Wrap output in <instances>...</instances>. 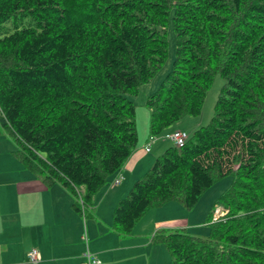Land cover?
Segmentation results:
<instances>
[{"label": "trees", "instance_id": "trees-1", "mask_svg": "<svg viewBox=\"0 0 264 264\" xmlns=\"http://www.w3.org/2000/svg\"><path fill=\"white\" fill-rule=\"evenodd\" d=\"M172 15L175 61L146 102L150 137L200 116L216 75L225 84L210 124L168 148L118 202L113 231L132 235L170 202L192 211L233 175L207 237L163 231L154 242L173 264H264V0H0V26L31 22L0 37V134L87 215L139 145L130 96L166 64ZM217 207L226 214L215 221Z\"/></svg>", "mask_w": 264, "mask_h": 264}, {"label": "crops", "instance_id": "crops-1", "mask_svg": "<svg viewBox=\"0 0 264 264\" xmlns=\"http://www.w3.org/2000/svg\"><path fill=\"white\" fill-rule=\"evenodd\" d=\"M139 142L124 167L109 180L120 186L102 190L94 208L86 215L73 207L76 197L65 187H48L28 171L14 156L17 146L11 136L0 134V264H32L28 254L37 249L42 260L37 264H84L87 254H95L101 264H173L163 244L154 242L161 232L186 230L204 225L192 224L197 210L188 211L178 202L150 210L132 235L113 231L114 210L126 198L135 182L151 169L154 158L166 149L164 143L147 152L150 135ZM16 148L14 149V145ZM158 144V143H157ZM166 151V150H165ZM82 196L84 190H78ZM195 236V235H194ZM197 236V235H196ZM200 237V236H198Z\"/></svg>", "mask_w": 264, "mask_h": 264}, {"label": "rangeland", "instance_id": "rangeland-1", "mask_svg": "<svg viewBox=\"0 0 264 264\" xmlns=\"http://www.w3.org/2000/svg\"><path fill=\"white\" fill-rule=\"evenodd\" d=\"M16 26L20 29L25 27H30L31 22L30 19L24 18L17 22L10 21L9 23L0 26V37H4L6 34H12L16 30ZM168 60L163 68L159 71V73L155 76V78L149 82L148 84L142 86L140 89V93L138 96H130V99L134 102L137 110V127H138V137L139 140L142 141L144 137L147 138L148 136V125L150 120V112L146 106L147 99L150 95L155 93L169 72L173 68V64L175 61V33H174V26H173V15L170 19V24L168 26ZM225 84V80L220 76L216 75L214 78V83L210 90L207 93L205 105L202 111V114L198 117H185L180 122L174 124L171 128H169L162 136L157 138V141L152 145L154 149L153 153H151V158H154L155 148L159 145L164 143L166 145V149L174 146V143L166 138L167 134H172L177 130L186 131L190 137L200 128L208 126L214 117L215 114V106L217 100L219 98L220 92ZM145 138V139H146ZM158 143V144H157ZM141 142H139V145ZM14 149L16 148L15 144ZM138 145V146H139ZM163 151V153L165 152ZM163 153L157 155L154 158V163L158 157H160ZM154 163L152 167L154 166ZM151 167V168H152ZM150 170V169H149ZM234 181V176L230 175L225 178H222L218 182L214 184L210 189H208L203 196L201 197L200 201L195 208L198 212L195 214V220L192 221V224H199L201 222L200 215L206 210L207 208V215L204 217L203 222L204 225L198 226H191L189 231L192 235H197L200 237H207L210 233V226L207 224V217L209 216L210 212L213 210V207L219 200V198L231 187ZM120 185H113L112 182L109 180L107 185L102 190L106 191H116ZM219 208V207H217ZM217 210V209H216ZM225 211V210H224ZM226 212V211H225ZM225 216V215H224ZM220 216V218L224 217ZM219 217V216H218ZM165 246V245H164ZM166 247V246H165Z\"/></svg>", "mask_w": 264, "mask_h": 264}, {"label": "built area", "instance_id": "built-area-1", "mask_svg": "<svg viewBox=\"0 0 264 264\" xmlns=\"http://www.w3.org/2000/svg\"><path fill=\"white\" fill-rule=\"evenodd\" d=\"M157 138L158 137L156 136L150 137L149 143L147 145V152L151 151L152 145L157 141ZM166 138L171 140L174 143V146L178 148H182L186 145L190 136L186 131L177 130L172 134H167ZM119 184H120V181L116 180L115 185H119ZM81 203H83L82 200H81ZM225 214L226 212L224 211V209L217 208L214 214V220L216 221L220 219V216H224ZM28 259L32 264H37L42 260V256H41V253L37 249H34L31 252H29ZM101 263L102 262L97 255L89 253L86 255V262L84 264H101Z\"/></svg>", "mask_w": 264, "mask_h": 264}]
</instances>
